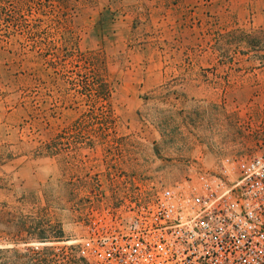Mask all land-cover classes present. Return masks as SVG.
Here are the masks:
<instances>
[{
	"label": "rangeland",
	"instance_id": "374dc122",
	"mask_svg": "<svg viewBox=\"0 0 264 264\" xmlns=\"http://www.w3.org/2000/svg\"><path fill=\"white\" fill-rule=\"evenodd\" d=\"M263 151L264 0H0V202L64 232L55 264L111 171Z\"/></svg>",
	"mask_w": 264,
	"mask_h": 264
},
{
	"label": "built area",
	"instance_id": "2783aa9c",
	"mask_svg": "<svg viewBox=\"0 0 264 264\" xmlns=\"http://www.w3.org/2000/svg\"><path fill=\"white\" fill-rule=\"evenodd\" d=\"M83 224L88 264H264V151L170 183L111 171Z\"/></svg>",
	"mask_w": 264,
	"mask_h": 264
},
{
	"label": "trees",
	"instance_id": "16d2710c",
	"mask_svg": "<svg viewBox=\"0 0 264 264\" xmlns=\"http://www.w3.org/2000/svg\"><path fill=\"white\" fill-rule=\"evenodd\" d=\"M0 190H4L0 186ZM7 204L0 202V264H22L21 260L27 261L23 264H55L51 260L55 249L44 248L39 250L34 244H53L66 242L64 232L57 227H53L47 220L38 221L31 211L27 216L14 212H6ZM24 216V217H23ZM75 253L72 257V264L83 263L78 259L77 249H70ZM43 257L35 260V257Z\"/></svg>",
	"mask_w": 264,
	"mask_h": 264
}]
</instances>
